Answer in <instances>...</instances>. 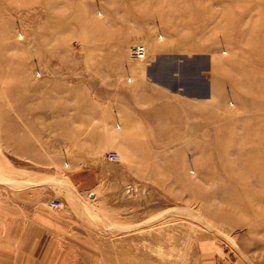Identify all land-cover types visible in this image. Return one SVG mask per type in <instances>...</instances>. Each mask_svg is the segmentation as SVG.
<instances>
[{
	"label": "rangeland",
	"instance_id": "374dc122",
	"mask_svg": "<svg viewBox=\"0 0 264 264\" xmlns=\"http://www.w3.org/2000/svg\"><path fill=\"white\" fill-rule=\"evenodd\" d=\"M133 43L146 61L129 56ZM150 58L170 89L201 93L202 126H185L180 106L164 118L129 106L145 130L91 165L76 160L75 198L102 264H195L203 238L229 262L264 264V0H0V152L9 114L74 116L59 139L84 137L83 106L9 102H49L52 81L88 80L115 61L146 72Z\"/></svg>",
	"mask_w": 264,
	"mask_h": 264
},
{
	"label": "crops",
	"instance_id": "0c3cea01",
	"mask_svg": "<svg viewBox=\"0 0 264 264\" xmlns=\"http://www.w3.org/2000/svg\"><path fill=\"white\" fill-rule=\"evenodd\" d=\"M162 62L150 58L145 64L149 66L147 71L138 72L128 71L125 61H115L104 72L88 71V80L52 81L49 102L23 104L20 97L18 104L9 102V111L10 106H52V112L53 106H83L84 137L76 142L75 130H70L64 140L59 139V126L73 128L74 116L64 119L57 113V118L46 120L41 114L34 118L20 115L18 119L9 114L4 121L0 152V264H102L101 247L92 236L90 218L81 204L84 201L75 198L80 184L76 174L82 171L76 160L83 159L85 165H91V160L113 144L117 148L124 141L132 143L133 131L141 134L146 127L133 107L152 109L164 118L170 106H180L185 126L187 119L190 126L192 122L195 127L202 126L201 93H177L156 79L155 69ZM214 62L209 57L211 80ZM38 96L42 97L35 95V100ZM96 134L98 137H92ZM64 159L69 162H60ZM195 264L236 263L229 262V253L222 246L203 238Z\"/></svg>",
	"mask_w": 264,
	"mask_h": 264
},
{
	"label": "built area",
	"instance_id": "2783aa9c",
	"mask_svg": "<svg viewBox=\"0 0 264 264\" xmlns=\"http://www.w3.org/2000/svg\"><path fill=\"white\" fill-rule=\"evenodd\" d=\"M129 56L136 61H146L147 51L143 43H133L128 48ZM111 161L116 160V154L111 153L107 156ZM53 205V204H52Z\"/></svg>",
	"mask_w": 264,
	"mask_h": 264
}]
</instances>
